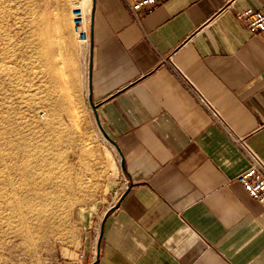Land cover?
Listing matches in <instances>:
<instances>
[{"label":"crops","instance_id":"0c3cea01","mask_svg":"<svg viewBox=\"0 0 264 264\" xmlns=\"http://www.w3.org/2000/svg\"><path fill=\"white\" fill-rule=\"evenodd\" d=\"M248 7L264 0H158L140 19L123 0H92L89 43L68 13L75 105L60 125L94 131L102 178L75 206L68 264H264V205L236 180L249 161L167 61L264 158V39Z\"/></svg>","mask_w":264,"mask_h":264},{"label":"rangeland","instance_id":"374dc122","mask_svg":"<svg viewBox=\"0 0 264 264\" xmlns=\"http://www.w3.org/2000/svg\"><path fill=\"white\" fill-rule=\"evenodd\" d=\"M84 5L86 0H0L3 119L16 125L15 135L24 136L32 147L33 166L42 168L45 159L49 175L62 180L64 189L50 202L51 216L47 214L46 223L50 226L36 233L29 252L13 225L8 223L9 211L1 208L4 204L0 199L5 218L0 219V264H68L80 243L74 220L75 206L92 198L94 187L102 182L101 177L94 175L96 168L91 160L101 153L94 131L87 135L82 127L60 125L65 116L62 106L75 105L69 101L64 56L67 16L69 13L72 18L74 7ZM9 158L11 163L14 157ZM49 220L54 223V230Z\"/></svg>","mask_w":264,"mask_h":264},{"label":"bare ground","instance_id":"6f19581e","mask_svg":"<svg viewBox=\"0 0 264 264\" xmlns=\"http://www.w3.org/2000/svg\"><path fill=\"white\" fill-rule=\"evenodd\" d=\"M91 4L92 0H86V6L84 5V7L87 10L82 7L87 17ZM0 121V166H2L0 170L1 172L3 170L7 172L6 174L0 172V199L1 203L3 201L4 204L1 208L5 207L9 211V217L6 215V218H9L8 223L13 225L11 227H14L15 232L20 236L21 244L25 249H28L26 252H29L36 233L45 231L46 225H49L46 223L48 221L47 214L49 213V216H51L52 204L50 202L57 199L58 194L64 190L62 188L63 183L62 180L54 179L56 176L52 178L49 175L45 167V159L42 168L38 167L37 169L33 166L31 163L32 147L24 136L15 135L14 132L17 131V126L13 125L12 122L9 124V121L3 119L1 109ZM13 134L15 137H12ZM6 155H8L7 159L9 156L10 158L14 157L13 160L9 158L12 160L11 163L6 159ZM2 214L3 212L1 213L0 209L1 220L5 219ZM13 218H15V221ZM9 220H13V222ZM49 223H52V220H49ZM51 225L53 229L54 223ZM56 226L58 229L57 224ZM31 250L33 251V249Z\"/></svg>","mask_w":264,"mask_h":264},{"label":"built area","instance_id":"2783aa9c","mask_svg":"<svg viewBox=\"0 0 264 264\" xmlns=\"http://www.w3.org/2000/svg\"><path fill=\"white\" fill-rule=\"evenodd\" d=\"M130 12L137 18L140 19L139 11L143 7L151 10L158 0H123ZM242 15L247 18L249 29L264 39V8L255 9L248 7L242 12ZM72 24L74 32L78 39L82 43H89L90 41V21L80 6L74 7L72 12ZM173 70L178 74L182 81L191 89L196 95L199 101L207 109L212 121L220 124L226 132L229 134L231 139L241 149L243 154L249 161V166L239 173L236 180L243 185L246 191L259 202L264 205V158L247 142L246 137L238 135L229 126L228 122L224 119L219 110L207 99L198 94L194 86L190 84V81L185 75L180 72L172 63L170 59H167Z\"/></svg>","mask_w":264,"mask_h":264},{"label":"water","instance_id":"95a60500","mask_svg":"<svg viewBox=\"0 0 264 264\" xmlns=\"http://www.w3.org/2000/svg\"><path fill=\"white\" fill-rule=\"evenodd\" d=\"M89 100H90V103H91V105H92L94 111H96V105H95V103H94V101H93L91 95H89ZM95 115H96V118H97L98 125H99L100 129L102 130V133L104 134V136H105L107 139H109L110 141H112L116 146H118L117 143H116V141H115L114 139H112V138L110 137V135H108V133H107V132L105 131V129L103 128L101 122H100L99 119H98V115H97L96 112H95ZM121 165H122V168L125 170V163H124V159H123V158H122V160H121ZM101 237H102V233H100L99 238H98V243H97L98 250L100 249ZM98 261H99V254H97L96 259H95L91 264H96Z\"/></svg>","mask_w":264,"mask_h":264}]
</instances>
